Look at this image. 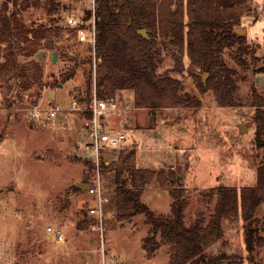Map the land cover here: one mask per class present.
Segmentation results:
<instances>
[{"label": "rangeland", "instance_id": "1", "mask_svg": "<svg viewBox=\"0 0 264 264\" xmlns=\"http://www.w3.org/2000/svg\"><path fill=\"white\" fill-rule=\"evenodd\" d=\"M58 1L54 12H49L46 0H0V183L5 184L0 186V194L6 193L0 195V264H168L170 246L160 245V235L157 244H145L150 228L145 214L126 222L116 219L112 191L105 213L110 238L104 255L91 229L87 216L91 200L77 189L91 171L83 147L89 140L84 117L90 101L82 100L79 109L71 106L79 90L85 89V70L91 64L83 61L93 53L90 44L78 43L75 33L64 25L69 15L87 7V1ZM246 1L247 10L236 25L244 30L236 33L244 36L250 47L244 63L235 59L237 45L222 47L237 85V105H220L213 89L201 91L200 80L206 83L210 74L199 68L194 74L187 52L182 55V69L180 65L176 70V49L167 40V46H160L159 71L179 78L182 92L198 97L201 105L132 110L127 123L129 141L119 152L109 154L107 165L119 164L122 155L130 154L137 167L158 173L142 194L157 214L170 215L173 176L178 177L189 201L186 224L197 219L207 224L217 201L214 187L255 184L258 166L264 160V132L260 144L251 105L253 91L264 94V0ZM14 16L25 28L60 27V36L53 37L54 50L42 39L41 47L32 51L25 30L15 26ZM53 51L58 53L56 62ZM38 60L42 77L30 81L20 70H35L33 61ZM73 68L69 80L53 86L62 73ZM121 94L134 102L132 90ZM56 105L61 110L55 116L43 113L38 122L30 113L35 106ZM110 171L103 168L109 188L114 189ZM122 175L131 185V172L124 170ZM258 215L264 216V206ZM244 225L240 215L224 218L223 238L205 251L235 254L243 258L242 264H252L247 259ZM49 226L61 228L64 239L58 240ZM256 261L264 264V246L258 248Z\"/></svg>", "mask_w": 264, "mask_h": 264}, {"label": "trees", "instance_id": "2", "mask_svg": "<svg viewBox=\"0 0 264 264\" xmlns=\"http://www.w3.org/2000/svg\"><path fill=\"white\" fill-rule=\"evenodd\" d=\"M13 1L17 3L18 0ZM46 1L48 11L54 12L59 1ZM246 8V0H96L95 50L101 61L97 63L96 70L93 69V57L83 61L91 64V67L85 70V89L79 90L77 96L81 97V101L89 102L94 90L99 98L124 97L122 91L132 90V104L136 108L152 111L199 107L201 101L198 97L182 92L183 85L179 78L169 71H159L160 46L168 40L176 49V70L180 69V65L182 69V55L187 52L194 74L195 68L210 74L206 83L200 80L201 91L213 89L220 105H237V85L223 58L222 47L237 45L235 59L244 63V55L250 52V47L235 28ZM13 21L17 28L25 30L32 51L41 47L42 39H45L48 49L54 50L53 37L60 36V27L40 25L25 28L16 16ZM141 28L147 30L149 37L139 33ZM29 33L33 39L28 37ZM39 62L33 61V69H36L31 72L26 70L27 67L21 68L26 79L32 81L42 77ZM71 70L62 73L60 81L56 80L53 86L69 80ZM196 77L199 79L198 75ZM251 105L258 126L257 139L262 144L264 94L253 91ZM86 116H89L88 111ZM130 159V154H125L119 164L103 165L106 171L111 170V181L115 184L116 219L126 222L138 214H145L146 223L150 226L145 244H157L160 235V245L170 246L168 264H242L241 256L224 251L217 254L205 251L223 238V219L239 215L245 222L247 259L252 264H260L256 261V253L258 248L264 246V216L258 215L264 206V160L258 166L255 184L214 187L217 201L207 224L201 219L186 224L185 210L189 201L180 179L173 176L175 185L171 190L173 200L170 215L157 214L144 202L142 194L145 186L158 173L137 167L134 159ZM84 160L90 171L91 159L86 157ZM124 170L131 172L129 186L123 179ZM89 173L84 182L88 180ZM77 189L83 191L80 187Z\"/></svg>", "mask_w": 264, "mask_h": 264}, {"label": "built area", "instance_id": "3", "mask_svg": "<svg viewBox=\"0 0 264 264\" xmlns=\"http://www.w3.org/2000/svg\"><path fill=\"white\" fill-rule=\"evenodd\" d=\"M87 7L78 10L66 18L65 27L73 31L76 40L81 44H90L93 53V69L101 58L96 56V0H86ZM81 97L75 96L72 100V109L81 108ZM137 109L129 99L123 96L115 98H99L94 90L87 107L89 116L84 117L89 143L85 145V154L92 161V169L86 182L85 191L89 195L91 204L87 214L91 220V229L97 234V241L103 255L110 235L107 232L105 218L106 207L110 202L109 182L104 178L103 165L109 164L111 152H119L129 141L127 135V123L132 110ZM61 108L59 105L48 108L35 106L31 115L35 121H40L43 113L55 116ZM49 232H55L58 240L64 239V231L61 228L48 227ZM111 261L115 263V259Z\"/></svg>", "mask_w": 264, "mask_h": 264}, {"label": "water", "instance_id": "4", "mask_svg": "<svg viewBox=\"0 0 264 264\" xmlns=\"http://www.w3.org/2000/svg\"><path fill=\"white\" fill-rule=\"evenodd\" d=\"M235 31L238 32V33H242L244 30L241 29V28H239V27H236L235 28ZM139 33H141L145 37H149V34H148V32H147V30L145 28L139 29ZM39 56H41V53L39 54ZM52 59H53L54 62L57 61V59H58V53L56 51H53V53H52ZM71 71L74 72L75 71V68H73ZM205 74L207 75L208 72H206ZM205 74H203V79H205V77H206ZM51 95H53V93H51ZM78 187H80L82 190H85L86 189V182L79 183L78 184ZM5 194L6 193H1L0 195H5Z\"/></svg>", "mask_w": 264, "mask_h": 264}, {"label": "crops", "instance_id": "5", "mask_svg": "<svg viewBox=\"0 0 264 264\" xmlns=\"http://www.w3.org/2000/svg\"><path fill=\"white\" fill-rule=\"evenodd\" d=\"M51 93H53V95H51ZM49 94H50L51 97L55 96V92H50ZM78 114H79V113H78ZM78 114L75 115V116L78 117V116H79ZM85 129H86V128H85ZM86 131H87V130H86ZM88 143H89V140H88L86 143H83V147H84V155H85V157H87L86 154H85V145L88 144ZM82 156H83V155H82ZM88 158H89V157H88ZM4 185H5V184H3V183L1 184V183H0V186H4ZM83 191H85V190H83ZM111 191L114 192L113 189H111ZM86 193H87V192L85 191V194H86ZM87 216H88V214H87Z\"/></svg>", "mask_w": 264, "mask_h": 264}]
</instances>
